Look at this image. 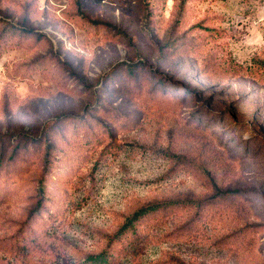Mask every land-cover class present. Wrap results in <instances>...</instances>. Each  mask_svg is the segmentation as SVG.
<instances>
[{
    "label": "rangeland",
    "instance_id": "rangeland-1",
    "mask_svg": "<svg viewBox=\"0 0 264 264\" xmlns=\"http://www.w3.org/2000/svg\"><path fill=\"white\" fill-rule=\"evenodd\" d=\"M0 264H264V0H0Z\"/></svg>",
    "mask_w": 264,
    "mask_h": 264
},
{
    "label": "trees",
    "instance_id": "trees-1",
    "mask_svg": "<svg viewBox=\"0 0 264 264\" xmlns=\"http://www.w3.org/2000/svg\"><path fill=\"white\" fill-rule=\"evenodd\" d=\"M42 189V188H41ZM160 206L152 205V206H147L139 209L136 211L133 216L121 227L119 231V237L122 238L126 236L129 233H133L137 237L140 236L139 234V227L138 223L144 219L149 213L155 212L159 210ZM144 239V238H143Z\"/></svg>",
    "mask_w": 264,
    "mask_h": 264
}]
</instances>
